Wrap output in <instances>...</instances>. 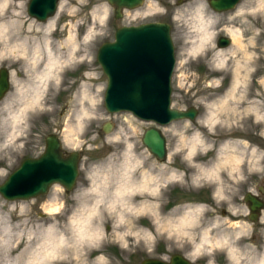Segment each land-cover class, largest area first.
Wrapping results in <instances>:
<instances>
[{
  "label": "rangeland",
  "instance_id": "374dc122",
  "mask_svg": "<svg viewBox=\"0 0 264 264\" xmlns=\"http://www.w3.org/2000/svg\"><path fill=\"white\" fill-rule=\"evenodd\" d=\"M60 1L66 2L61 17L46 31L52 47L56 50L62 46L70 32L81 46L74 62L63 64L57 80L49 79L43 88L37 86L28 56L8 53L0 57V68H7L12 78L9 91L0 100V117L4 119L0 123V184L24 158L41 154L45 137L50 133L59 136L64 152L80 153L79 174L70 191L54 184L48 193L28 200H7L0 195V235L8 226L14 231L20 229L24 220L26 230L35 229L38 222L50 221L69 236V219L89 213L85 204L89 207L96 202L99 209L91 217L103 235L96 242L81 243L77 256L72 252L60 256V264H140L145 258L168 260L176 253L192 264L256 263L259 258H255L247 238L251 225L245 217L249 211L243 197L249 192L264 199V194L258 191V187L264 188V10L257 8L259 0H241L232 10L224 12L208 8L207 0H144L140 7L125 10L118 19L107 0ZM28 2L25 0L26 26L31 21L43 22L27 13ZM239 5L243 8L237 10ZM104 7L106 14L100 23L92 11L99 13ZM200 14L216 18L210 27L212 37L194 51ZM154 21L171 26L175 54L171 106L176 109L194 106L198 110L194 121L177 120L159 127L167 140L168 155L164 161H158L142 143L144 131L156 126L154 123L140 120L130 112L110 113L105 109L106 76L96 61L98 47L112 41L118 27ZM87 29L92 34L84 40ZM229 29L238 31L241 47L227 34ZM35 32L41 35L36 28ZM220 34L230 38L228 47L217 48ZM219 49H223L218 53L224 59L222 64H218L215 54ZM65 50L63 46L61 52ZM238 60L246 64V76L240 86L232 89ZM82 84L92 99L78 98ZM33 87L37 88L42 104L28 106L21 112L25 100L35 93ZM6 102L9 108H3ZM81 106L89 107L91 113L65 145L64 136L70 125L77 126L75 111ZM212 111L215 121L205 122L204 117ZM14 114L19 117L11 128ZM105 122L112 124L109 132L102 130ZM10 132L15 133L13 139L8 136ZM191 141L195 147L189 154ZM226 141L237 143L233 154L239 159L223 162L217 169V178L201 175L194 182L193 178L203 168L217 163L220 145ZM227 154L231 155L229 151ZM125 163L134 165L132 179H140L145 172L157 188L153 194L130 193L124 206L129 201L153 203V217L146 211L123 208V200L108 209L114 199L115 178ZM171 173L176 176L170 177ZM95 180L107 182L106 192L100 197L91 188ZM219 187L221 193L217 194ZM199 205L196 220L183 226L184 233L178 230L175 225L186 208ZM261 212L264 214V208ZM121 213L124 218L119 220ZM144 231L150 235L148 240ZM203 231L209 232L212 242L189 257ZM189 235L194 237L193 241ZM6 248L0 241V264H18L14 263L16 251L8 253ZM229 249H233V256Z\"/></svg>",
  "mask_w": 264,
  "mask_h": 264
},
{
  "label": "water",
  "instance_id": "95a60500",
  "mask_svg": "<svg viewBox=\"0 0 264 264\" xmlns=\"http://www.w3.org/2000/svg\"><path fill=\"white\" fill-rule=\"evenodd\" d=\"M60 0H29L27 13L39 21L55 14ZM241 0H208L216 12L232 10ZM114 7L116 19L125 10L140 7L144 0H107ZM167 22H146L124 25L114 32L112 41L103 42L97 49L96 61L106 76L104 107L110 113L130 112L140 120L156 126L147 128L142 143L158 161L167 158V140L159 127L172 121H194L198 110L194 106L176 109L171 106V76L175 66L174 47ZM226 35L217 38L216 46L230 45ZM11 72L0 68V100L10 89ZM112 128L105 122L104 132ZM37 157H27L0 184V195L7 200H28L49 191L59 184L66 191L74 188L79 174L80 153L64 155L59 136L50 133ZM243 200L250 213L259 212L264 202L255 194L246 193ZM251 219H254L252 217ZM140 264H192L181 254H172L168 260L145 258Z\"/></svg>",
  "mask_w": 264,
  "mask_h": 264
},
{
  "label": "bare ground",
  "instance_id": "6f19581e",
  "mask_svg": "<svg viewBox=\"0 0 264 264\" xmlns=\"http://www.w3.org/2000/svg\"><path fill=\"white\" fill-rule=\"evenodd\" d=\"M66 2L59 1L57 6V11L54 15L48 17L43 22H35L31 21L26 26L28 19L24 15L25 9V0H0V57L5 54H16L19 53L23 57L28 56V66L31 71L36 73V85L40 87H45L47 81L52 79L53 81L57 80L59 76V71L62 69L63 64H72L74 62V58L76 57V51L80 48V43H78L76 36L70 32L69 35L62 41V46H59L56 50L53 49L51 41L47 35V30L49 28H53L58 19L61 17L63 8L65 7ZM243 6L239 5L237 10L242 9ZM257 8L259 10H264V0H259L257 3ZM93 16L101 23L106 14V8L104 7L99 11V13H95V10L92 11ZM216 18V15L212 17L204 18L199 15L198 24L196 25L197 29V39L193 46V50L200 49L203 45L212 37V33L210 31V27ZM33 28L34 31L31 29ZM35 28L39 30L41 33L40 36H37L35 32ZM237 30L229 29L227 34H231L233 37L234 44L238 47H241V42L237 34ZM35 33V34H34ZM92 34L91 29H87L84 35V40H88L90 35ZM65 46L66 50L61 52ZM223 49H219L215 54L219 59L218 64H222L224 59L220 54ZM246 64L241 61H237L234 68V86H240L242 84L245 76H246ZM86 76V73H84ZM12 79V78H11ZM14 80V79H13ZM35 93L28 97L23 107L21 108V112L28 108V106L32 107L37 105L38 107L42 104L39 100V94L37 88L33 87ZM79 99H92L87 90L86 85L82 84L79 88V92L77 93ZM76 96V97H77ZM3 108H9V103L6 102ZM91 113V109L89 107L81 106L79 110L75 111V120L76 127L70 125L68 129V134H65V138L63 140L64 144L69 142L70 136L75 131V129L81 127L83 123L84 117ZM258 114V113H257ZM133 115V114H132ZM13 121L11 122V128L15 127L16 122L18 120V115L14 114ZM205 122H213L215 121V111L208 113L207 116L204 117ZM0 123H4V119L0 117ZM10 136H15V133L10 132ZM237 143L226 141L220 145L218 150L219 158L217 159V163L210 168H203L202 171L198 175L193 178V181L196 182L201 178V175L205 176H214V178L218 177L217 169L223 163L232 160H238L239 157L235 153L233 154L234 149ZM194 142L191 141L189 144V154L194 150ZM227 151L230 152L231 155L227 154ZM64 152V151H63ZM128 155L129 152H125ZM223 155H226L223 157ZM134 165L125 163L122 171L116 176V185H114V199L109 204L108 209H111L114 202L124 200L127 196H130V193H142L148 192L153 194L157 188V184L150 183L149 178L144 172L140 179H132L131 178V169ZM176 174L171 173L170 177H175ZM106 181H94L92 184V189L94 188L98 192V197L102 196L103 193L106 192ZM54 185V184H53ZM51 188V187H50ZM217 194L221 193L220 187L216 190ZM99 201V200H97ZM123 208L128 210H133L136 212L146 211L150 216H154V208L155 205L153 203L140 202L139 204H133L131 201L128 202ZM196 208V209H195ZM188 207L184 211L183 215L180 216L178 223L175 227L178 230H181L184 233L183 226L194 222L197 217H195V212L200 208L199 206ZM56 209V208H55ZM86 210L89 213L84 215H74L68 221V234H65L63 231H58L55 223L46 222L40 223L38 222L35 229L26 230L23 228L26 225L27 221H22L20 229L14 231L8 226V229L3 231L4 234L0 235V241L3 245L7 246L8 253L15 252L14 263L18 264H60L59 257L65 254L66 252H72L75 256H77V248L83 242L93 243L100 239L103 235L101 232L99 225H95L91 213L98 211V204L94 202L92 205L88 207V204H85ZM124 215L122 213L119 215V220L123 219ZM239 232V231H238ZM209 232L203 231L201 233L200 240L198 242H194L193 252L189 253V257H192L193 254L204 249L207 244L212 242V239L208 237ZM190 240H194V237L189 235ZM144 238L148 240L150 235L144 231ZM211 238V237H210ZM223 238L219 239L222 242ZM124 241V238H123ZM124 245V242H123ZM230 255L233 256V249H229ZM74 256H72V259ZM100 259V257H99ZM264 261V254L258 259L256 263L249 262L248 264H262ZM69 264H74V262H69Z\"/></svg>",
  "mask_w": 264,
  "mask_h": 264
},
{
  "label": "flooded vegetation",
  "instance_id": "af4514ba",
  "mask_svg": "<svg viewBox=\"0 0 264 264\" xmlns=\"http://www.w3.org/2000/svg\"><path fill=\"white\" fill-rule=\"evenodd\" d=\"M190 2H195V1H190ZM206 6H208V8L213 10L208 4V0L206 1ZM220 35H224V34H220ZM64 155H67V153L64 152ZM258 191L264 194L263 187L261 186L258 187ZM261 199L264 201L263 198ZM245 217L249 221V224L251 225V231L247 238L248 240H250V244L253 247L255 258H260L261 255L264 253V214L261 211L255 213L247 212L245 214ZM252 217H254V219H251Z\"/></svg>",
  "mask_w": 264,
  "mask_h": 264
}]
</instances>
